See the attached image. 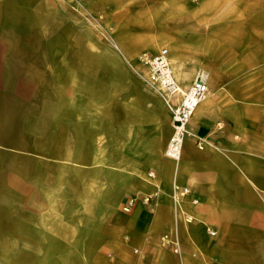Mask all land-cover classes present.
<instances>
[{"label":"crops","instance_id":"1","mask_svg":"<svg viewBox=\"0 0 264 264\" xmlns=\"http://www.w3.org/2000/svg\"><path fill=\"white\" fill-rule=\"evenodd\" d=\"M68 1L0 0L1 232L10 213V239L65 245L43 255L264 264V0L166 11L176 39L161 48L173 74L181 59L178 84L208 74L177 162L164 156L172 128L161 98L88 56ZM173 182L190 190L179 210ZM154 192V204L122 212L127 197ZM163 234L177 238L178 253L160 244Z\"/></svg>","mask_w":264,"mask_h":264},{"label":"rangeland","instance_id":"2","mask_svg":"<svg viewBox=\"0 0 264 264\" xmlns=\"http://www.w3.org/2000/svg\"><path fill=\"white\" fill-rule=\"evenodd\" d=\"M199 2L200 0H69L67 6L76 16L77 27L87 34L88 56H102L104 72L129 73L142 84L135 73V70H142L138 64V56L144 52L154 54L161 47H166V41L174 43L176 39V16L166 17V11L180 12L181 7L191 10ZM161 41L164 43H160L156 50L151 49L152 44ZM188 55L191 56L190 46ZM175 63L180 64L181 59H176ZM88 71L95 72L99 69L89 64ZM7 179L10 183L11 178ZM103 179L107 183L109 178L104 176ZM0 181L3 182V178ZM11 222H14V218L8 213L4 231L1 232L0 219V264H85L87 259L91 264H111L114 259L112 255H108V251H105V256L97 258L43 255L63 249L65 245L57 241L50 244L37 238L10 239L15 236V225ZM160 238L161 236V244ZM48 249L54 250L47 251Z\"/></svg>","mask_w":264,"mask_h":264},{"label":"built area","instance_id":"3","mask_svg":"<svg viewBox=\"0 0 264 264\" xmlns=\"http://www.w3.org/2000/svg\"><path fill=\"white\" fill-rule=\"evenodd\" d=\"M118 50V47L115 46ZM142 70H135L136 76L150 91L157 94L167 109L171 117V135L164 149V156L174 162L179 161L185 139L192 135L189 129L191 115L206 97L208 93V74L203 70L196 72L193 80L187 88L182 89L176 81L168 59L166 48L159 49L154 54L142 53L137 58ZM203 140H197V146L201 147ZM153 174H148L151 177ZM190 194L186 186H181L177 182L172 184V202L174 210H179L181 200ZM157 199V193L148 195H132L126 198L121 210L124 213H131L137 204L150 206ZM196 203L195 200L192 201ZM193 220L190 216H184V222ZM208 234L215 235V232L208 229ZM161 244L179 252L180 246L176 237L163 234L160 238Z\"/></svg>","mask_w":264,"mask_h":264},{"label":"bare ground","instance_id":"4","mask_svg":"<svg viewBox=\"0 0 264 264\" xmlns=\"http://www.w3.org/2000/svg\"><path fill=\"white\" fill-rule=\"evenodd\" d=\"M180 66H181V63L179 64V63H174V65H173V68H174V74H175V76L176 75H178L179 74V72H180ZM196 110V109H195ZM195 112V111H194ZM193 112V113H194ZM193 115V114H192ZM192 115H191V117H192Z\"/></svg>","mask_w":264,"mask_h":264}]
</instances>
